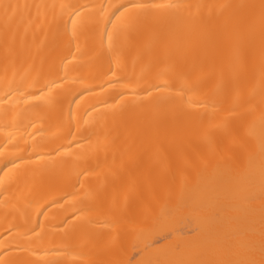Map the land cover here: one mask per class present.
<instances>
[{
  "label": "bare ground",
  "instance_id": "6f19581e",
  "mask_svg": "<svg viewBox=\"0 0 264 264\" xmlns=\"http://www.w3.org/2000/svg\"><path fill=\"white\" fill-rule=\"evenodd\" d=\"M0 264H264V0H0Z\"/></svg>",
  "mask_w": 264,
  "mask_h": 264
}]
</instances>
